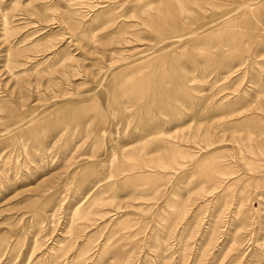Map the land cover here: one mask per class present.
Returning <instances> with one entry per match:
<instances>
[{"label":"rangeland","instance_id":"1","mask_svg":"<svg viewBox=\"0 0 264 264\" xmlns=\"http://www.w3.org/2000/svg\"><path fill=\"white\" fill-rule=\"evenodd\" d=\"M0 264H264V0H0Z\"/></svg>","mask_w":264,"mask_h":264}]
</instances>
